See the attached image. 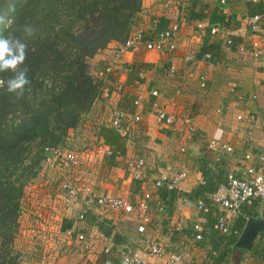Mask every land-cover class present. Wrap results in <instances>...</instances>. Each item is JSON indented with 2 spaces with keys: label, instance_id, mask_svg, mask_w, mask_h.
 <instances>
[{
  "label": "crops",
  "instance_id": "obj_1",
  "mask_svg": "<svg viewBox=\"0 0 264 264\" xmlns=\"http://www.w3.org/2000/svg\"><path fill=\"white\" fill-rule=\"evenodd\" d=\"M140 3L135 27L146 29L149 19L157 17L162 27L179 21L180 32L173 40L175 48L172 52L144 50L138 45L114 59L112 50L117 42L112 41L89 59L94 65L92 73L101 80V90L107 93L106 98L101 95L92 105L97 116L93 124L108 126L109 111L113 105L140 114L141 123L136 125L130 120L122 123L119 133L124 136L125 151L114 156L112 164L110 157L97 161L96 155L91 154L90 161H102L97 168L105 169L106 174L100 176L99 169L87 171L85 185L90 194L117 195L134 204L144 190L152 189V181L158 172L176 173L184 169L186 176L175 190L160 188V196L154 192V199L149 204V220L143 232L136 230L139 221L134 212L125 214L91 207L85 219L76 222L74 214L79 207L76 204L44 220L43 227L51 242H42L40 253L36 255L32 249L33 241L28 242L25 234L28 225L24 230L19 227L15 239L22 240L24 246L20 251L21 264H104L107 257L117 264V248L120 245L137 252L150 264H161L162 256L144 255L146 240L157 242L165 253L173 251L181 243L180 232L174 229L175 226L185 233L197 220H204L206 227L210 226L218 210L213 207L209 213H201L194 207L197 198L207 202L211 194L200 187L203 183L199 171L202 160L221 177L216 190L223 186L227 173L238 174L246 165L254 168L262 165L258 155L264 153V0H225L222 4L219 0H140ZM253 14L263 17L256 34H251L246 23L247 16ZM211 28H215L214 33L210 32ZM228 35L239 37L240 42L230 47ZM251 37L258 41L262 51L256 60L249 54ZM212 40L218 43L215 62L204 57L197 58L199 48ZM101 65L103 68L109 65L110 71L104 74ZM169 65L175 66L174 72H168ZM138 70L142 71L141 79L136 76ZM164 74L170 78H162ZM199 74L205 77L203 88L197 85ZM152 89L156 90V96L150 95ZM139 92H142L143 99L135 105L133 100ZM157 110L171 115L173 125L157 123ZM187 124L196 129L190 139L186 138ZM211 139L229 143L232 152L217 158L208 147ZM181 146L183 152L179 150ZM138 158L144 160V175L135 180L128 175L126 166L129 161ZM263 202L264 198L255 200L251 206H242L230 222L237 235L224 236L235 241L244 224V215H264ZM41 203L40 210L44 207ZM35 204L39 205L36 201ZM255 206H260L259 212L255 211ZM27 208L28 213L25 214L31 219L28 220L31 226L38 216H42V211L39 214V210L33 208V214L31 207ZM76 231L85 232L93 242V253L79 248L74 240ZM205 234L221 235L210 227ZM261 240L264 242L263 233ZM105 248L107 253L103 251ZM210 248L208 242L199 250L188 248L183 253L184 264H211L207 258ZM235 262L264 264V260L254 258L250 250L238 248L230 250L219 264Z\"/></svg>",
  "mask_w": 264,
  "mask_h": 264
},
{
  "label": "trees",
  "instance_id": "obj_2",
  "mask_svg": "<svg viewBox=\"0 0 264 264\" xmlns=\"http://www.w3.org/2000/svg\"><path fill=\"white\" fill-rule=\"evenodd\" d=\"M10 3L14 11H9ZM140 10V0H0V38L8 40L13 54L18 43L28 46L17 72L27 67L31 81L23 94L20 90L9 93L8 79L16 73L0 71L4 81L0 87V264H21L14 239L26 182L35 176L47 151L70 148L68 134L83 125L94 101L101 97V80L92 73L89 59L109 42H122L135 27ZM26 25L34 29L33 35L27 34ZM157 26L164 28L160 23ZM227 39L230 47L240 42L233 35ZM217 52L218 43L212 40L199 48L197 58L208 54L206 59L215 62ZM94 128L95 138L111 149L112 164L114 156L124 154V136L108 126ZM101 163L87 166L86 171ZM199 171L201 190L214 192L221 177L203 160ZM160 188L153 192L159 194ZM262 233L250 249L260 261L264 260ZM207 242L211 264H219L230 250L237 249L233 238L205 233L190 249L199 250ZM41 245L33 243L36 255Z\"/></svg>",
  "mask_w": 264,
  "mask_h": 264
},
{
  "label": "built area",
  "instance_id": "obj_3",
  "mask_svg": "<svg viewBox=\"0 0 264 264\" xmlns=\"http://www.w3.org/2000/svg\"><path fill=\"white\" fill-rule=\"evenodd\" d=\"M251 1V0H242ZM219 2L225 3V0H219ZM261 14H253L247 16L246 23L251 31V34H256L260 30ZM159 20L157 17H151L149 19V25L146 29L141 26L134 27L127 35V37L120 43H117L113 47L112 55L114 59H118L126 53L132 51L138 45H141L144 50H155L157 52H172L175 48L174 39L180 32V22H169L164 28L159 29L157 24ZM211 33L215 32V28L210 29ZM261 48L258 41L254 38H250L249 41V54L253 60L258 59L261 56ZM204 58H208V54L203 55ZM175 66L169 65L168 72H174ZM104 74L110 71V66L107 65L103 69ZM138 79L142 77V71H136ZM197 85L199 88L205 86V77L203 74L197 76ZM118 88V87H117ZM151 96H156V90H150ZM101 95L105 98L107 93L105 90H101ZM254 98V95L251 96ZM143 99L142 92H139L133 103L136 105ZM237 118H239L237 116ZM126 120L132 121L134 124L141 123V115L131 112L128 109L113 105L109 111L108 127L115 131L120 130L122 123ZM155 120L157 123L172 126L174 123L173 117L163 110H157L155 112ZM196 129L194 126L187 124V139L192 138ZM208 147L215 154L217 158L222 155L232 152V146L219 139H211L208 143ZM264 149V143L262 145ZM98 150V151H97ZM184 151L183 146L179 149ZM60 153L55 154V158H58L62 163L61 166L70 167L75 170L71 178L68 176H62L57 184L58 194L52 195L50 192L46 193L45 200L42 204V216H38L34 224L26 228L29 231L28 236L33 242L38 241L42 244L50 242L48 234L44 230L43 222L45 219H51L55 215L65 211L72 205L78 204V211L74 214L75 221H82L85 219L87 210L91 207L106 208L114 210L120 213H136L139 224L136 227L137 232L144 231V225L148 222L149 204L156 190L163 187L167 190H175L179 182L186 176V170H181L176 173L158 172L152 181V189L144 190L141 196L132 204L124 197L104 194L93 195L90 194L84 181V177L87 173L86 167L96 163V159L90 161L91 154H87L86 151H72V150H58ZM95 157L98 160H102L103 157H108L111 154V149L106 146L102 141L99 142L98 147L94 151ZM258 159L262 165L258 168H254L251 165H246L243 170L238 174L229 172L225 175L223 186L212 192L208 201L205 202L202 198L195 200L194 207L201 213H209L211 208L217 207V212L213 215V222L210 226L206 227L204 220H197L190 226V231L185 233L177 226L174 227L181 235V243L178 248L173 251L165 253L163 248L155 241L146 240L144 245V255L146 256H162L163 261L161 264H184L183 253L190 248L191 244L202 238V234L206 229L210 227V230H214L221 235H237V230L231 227V218L237 215L242 206H251L257 199L264 198V153H259ZM90 161V162H89ZM144 160L138 158L133 161H129L126 166V171L131 179L139 180L144 175ZM154 199V198H153ZM158 210L161 206L158 205ZM209 231V230H208ZM263 238H264V231ZM74 240L78 244L79 248L83 252L93 253L95 247L93 242L89 239L83 231H76ZM43 246V244H42ZM104 253L108 252L105 248ZM117 264H150L140 254L135 251H131L128 247L120 245L117 248ZM104 264H113L110 258H106Z\"/></svg>",
  "mask_w": 264,
  "mask_h": 264
},
{
  "label": "rangeland",
  "instance_id": "obj_4",
  "mask_svg": "<svg viewBox=\"0 0 264 264\" xmlns=\"http://www.w3.org/2000/svg\"><path fill=\"white\" fill-rule=\"evenodd\" d=\"M90 62V61H89ZM91 69L94 67V65L90 62ZM162 78H170L169 76H162ZM173 78V77H172ZM92 111L86 116V118L83 121V125H79L74 132L68 134V138L66 140V143L70 146L68 150L72 151H86L87 154H94V151L99 145V141L97 138H95V128L93 122H96V114L95 109L92 107ZM60 152L57 149H52V151L46 152V157L40 161L39 168L37 173L33 178L28 180L23 187V193L21 197V207H20V214H19V227H21L22 230H24L25 226L28 225L29 230V224H28V216H26L25 213H28V208L26 210V207H31L30 211L33 213V208L35 210H39V214L41 213L42 209L40 203L43 202L42 200H45L46 193L49 192H56L59 193L57 188V184L59 183L61 177L64 175L65 177L68 176V178H71L73 173H76L74 169L66 166H61L60 160L58 158H55V154H59ZM99 168L96 167L95 171H97ZM94 171V173H95ZM106 174L105 169H102L100 167L99 169V175L104 176ZM63 176V177H64ZM37 192H40L39 195L36 197L35 194ZM42 193V194H41ZM35 201L39 204H35ZM33 203V204H32ZM42 204V203H41ZM39 207V209H38ZM255 211H260V206L254 207ZM35 213V211H34ZM33 213V214H34ZM44 214V213H43ZM42 214V215H43ZM24 216L27 218H24ZM35 222V221H34ZM34 222L31 224L33 225ZM19 231V230H18ZM29 231H27L26 237L28 239V242L33 241L28 236ZM51 242V241H50ZM34 243V242H32ZM23 242L22 240H19L18 238L15 239L14 246L17 250L22 251L23 250Z\"/></svg>",
  "mask_w": 264,
  "mask_h": 264
},
{
  "label": "clouds",
  "instance_id": "obj_5",
  "mask_svg": "<svg viewBox=\"0 0 264 264\" xmlns=\"http://www.w3.org/2000/svg\"><path fill=\"white\" fill-rule=\"evenodd\" d=\"M14 4H9V11H14ZM26 31L29 36L33 35L34 29L26 25ZM27 45L18 43L16 48V53L13 54L12 48L9 47V42L7 39L0 38V71L9 70L16 73L15 76L8 79L7 91L9 93H15L20 90L23 94L25 91V86L29 85L31 81L28 78V68L24 67L23 70L17 72L19 65H22L27 57ZM4 81L0 79V87H3ZM17 94V97L20 96Z\"/></svg>",
  "mask_w": 264,
  "mask_h": 264
},
{
  "label": "water",
  "instance_id": "obj_6",
  "mask_svg": "<svg viewBox=\"0 0 264 264\" xmlns=\"http://www.w3.org/2000/svg\"><path fill=\"white\" fill-rule=\"evenodd\" d=\"M244 224L235 239L233 246L238 249L250 250L256 235L264 231V215L255 217L244 215Z\"/></svg>",
  "mask_w": 264,
  "mask_h": 264
}]
</instances>
